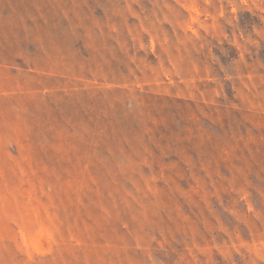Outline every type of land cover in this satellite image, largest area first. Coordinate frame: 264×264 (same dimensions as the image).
Instances as JSON below:
<instances>
[{
	"label": "rangeland",
	"instance_id": "374dc122",
	"mask_svg": "<svg viewBox=\"0 0 264 264\" xmlns=\"http://www.w3.org/2000/svg\"><path fill=\"white\" fill-rule=\"evenodd\" d=\"M0 264H264V0H0Z\"/></svg>",
	"mask_w": 264,
	"mask_h": 264
}]
</instances>
